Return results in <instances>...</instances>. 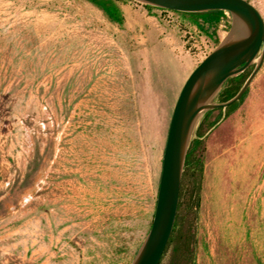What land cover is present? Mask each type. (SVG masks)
Returning a JSON list of instances; mask_svg holds the SVG:
<instances>
[{
	"label": "rangeland",
	"instance_id": "1",
	"mask_svg": "<svg viewBox=\"0 0 264 264\" xmlns=\"http://www.w3.org/2000/svg\"><path fill=\"white\" fill-rule=\"evenodd\" d=\"M245 1L264 21V0ZM74 2L34 39L21 26L8 42L0 27V264L132 263L176 101L216 47L170 10L121 0L118 26ZM232 24L222 19L219 42ZM201 133L199 208L187 209V176L177 229L192 245L178 253L175 239L160 264H264V61L239 106L211 112Z\"/></svg>",
	"mask_w": 264,
	"mask_h": 264
},
{
	"label": "water",
	"instance_id": "2",
	"mask_svg": "<svg viewBox=\"0 0 264 264\" xmlns=\"http://www.w3.org/2000/svg\"><path fill=\"white\" fill-rule=\"evenodd\" d=\"M145 6L182 13L228 12L233 24L227 36L186 80L171 116L162 160L155 213L150 230L131 264H160L176 220L186 155L205 112L226 109L240 100L264 61V21L245 0H132ZM259 56V57H258ZM258 61L229 101L210 100L234 76Z\"/></svg>",
	"mask_w": 264,
	"mask_h": 264
},
{
	"label": "trees",
	"instance_id": "3",
	"mask_svg": "<svg viewBox=\"0 0 264 264\" xmlns=\"http://www.w3.org/2000/svg\"><path fill=\"white\" fill-rule=\"evenodd\" d=\"M86 1L90 3L93 7L98 9L110 23H114L118 26L123 25L124 16L118 6V1L121 0H86ZM146 7L152 8L150 6H146ZM159 10H163V9H159ZM173 12L189 17L193 25L198 29L200 33H202L209 40H212L216 46L219 44V37L217 31L221 24L222 19L225 18V14L223 11H210V12H202V13H182L176 11ZM250 74L251 71L249 69H246L241 74L227 80L225 86L223 87L222 91L219 94L220 102L224 103L232 99L239 92V90L241 89V87L243 86V84L245 83V81L247 80ZM246 92L243 94V96L240 98L239 101L224 109L225 115H228L230 112H232L239 106L241 101L244 99ZM216 110L221 111L222 109H216ZM216 110L210 111L208 115ZM208 115L204 118V120L200 124L196 132V138L191 143L186 155L176 220L165 253L167 252L171 244L175 242V239L179 242V245H177L176 247L178 253L179 252L185 253L186 252L185 249L190 248L192 245V242H190V238L188 237V235H186V231L184 233H180L178 232L179 230H177L179 228V211L182 206L184 180L188 176L190 177L191 186L189 189V202L187 209L193 212L195 215H197V211L199 208L201 179L203 174V163L200 157L197 155V149L201 143L200 142V139L202 138L201 131L203 129V126L205 125V122L207 121ZM165 253L163 254V257Z\"/></svg>",
	"mask_w": 264,
	"mask_h": 264
},
{
	"label": "crops",
	"instance_id": "4",
	"mask_svg": "<svg viewBox=\"0 0 264 264\" xmlns=\"http://www.w3.org/2000/svg\"><path fill=\"white\" fill-rule=\"evenodd\" d=\"M60 1L61 0H0V27L2 26L3 30V32L2 30H0V34L2 32V36H5L6 40H8V42H11L12 39L16 40L14 38L15 35L19 33L18 28L23 26V32L26 31L27 33L31 34L29 40H31V38L34 39L36 28H39V26H41V21L44 16H53L59 11V9L65 10L67 14L74 11V0H67L65 6L64 4L63 6L62 4L60 5ZM86 3L91 5L87 1ZM23 15L29 17L35 16V18H32V21L26 24L18 22L19 19H15L20 18ZM4 29H7V34L4 33Z\"/></svg>",
	"mask_w": 264,
	"mask_h": 264
},
{
	"label": "built area",
	"instance_id": "5",
	"mask_svg": "<svg viewBox=\"0 0 264 264\" xmlns=\"http://www.w3.org/2000/svg\"><path fill=\"white\" fill-rule=\"evenodd\" d=\"M224 14H225V17H228L229 16V14L227 12H224Z\"/></svg>",
	"mask_w": 264,
	"mask_h": 264
},
{
	"label": "bare ground",
	"instance_id": "6",
	"mask_svg": "<svg viewBox=\"0 0 264 264\" xmlns=\"http://www.w3.org/2000/svg\"><path fill=\"white\" fill-rule=\"evenodd\" d=\"M228 13V12H227ZM229 14V13H228ZM212 102V100H210V103Z\"/></svg>",
	"mask_w": 264,
	"mask_h": 264
}]
</instances>
